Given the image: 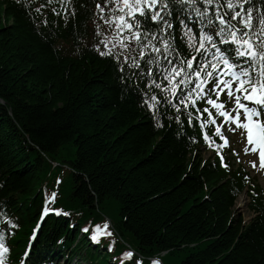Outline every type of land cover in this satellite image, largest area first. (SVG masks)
I'll use <instances>...</instances> for the list:
<instances>
[{"label": "trees", "instance_id": "obj_1", "mask_svg": "<svg viewBox=\"0 0 264 264\" xmlns=\"http://www.w3.org/2000/svg\"><path fill=\"white\" fill-rule=\"evenodd\" d=\"M98 1L71 0L53 16L45 0H0V228L15 232L12 250L56 193L49 207L69 215L44 220L30 264L72 245L87 264H110L79 230L104 218L115 257L131 249L144 264L155 255L164 264H264V202L250 203L249 225L233 217L239 176L221 183L222 171L201 166L187 115L177 123L161 105L154 117L121 79L129 70L98 54Z\"/></svg>", "mask_w": 264, "mask_h": 264}, {"label": "snow or ice", "instance_id": "obj_2", "mask_svg": "<svg viewBox=\"0 0 264 264\" xmlns=\"http://www.w3.org/2000/svg\"><path fill=\"white\" fill-rule=\"evenodd\" d=\"M96 8L99 20L111 29V38L97 24L96 35L104 38L94 45L95 50L102 57H112L121 74L129 70L127 78L122 75L121 79L126 85L129 80L135 83L142 103L154 117L161 105L175 110L177 123L186 114L189 124L193 120L199 122L209 146L215 141L204 131L206 125L215 126L213 136L225 145L228 143L223 135L225 125L232 132L243 129L241 135L246 134L247 144L252 146L245 147V154L258 151L259 167L264 169V8L256 15L254 0H102ZM186 9L194 13L198 30L188 23L191 17L184 15ZM177 28L187 51L177 44ZM222 95L228 99L221 100ZM201 103L205 105L203 108L199 106ZM228 104L233 106L228 108ZM218 117H223L219 124ZM157 126L163 124L158 122ZM250 163L257 167L255 161ZM55 198L56 193H52L49 202ZM50 211L69 215L45 207L41 219ZM3 222L18 227L10 220ZM108 228V222L103 230L97 225L90 240L98 243V234L111 236ZM82 231L89 232V228ZM108 250H112V245ZM8 252L5 234L0 233V264H6ZM28 255L26 251L25 257ZM134 255L132 251L123 253L122 264Z\"/></svg>", "mask_w": 264, "mask_h": 264}, {"label": "rangeland", "instance_id": "obj_3", "mask_svg": "<svg viewBox=\"0 0 264 264\" xmlns=\"http://www.w3.org/2000/svg\"><path fill=\"white\" fill-rule=\"evenodd\" d=\"M204 158H209V155H207V154H204ZM247 158H250V156L249 157H247ZM246 159H243L242 161H244L245 163H246V161H245ZM240 213L246 218V219H248V217H250L251 215L249 214V212L247 211V209L245 208V209H243V210H240ZM61 264V263H60Z\"/></svg>", "mask_w": 264, "mask_h": 264}, {"label": "bare ground", "instance_id": "obj_4", "mask_svg": "<svg viewBox=\"0 0 264 264\" xmlns=\"http://www.w3.org/2000/svg\"><path fill=\"white\" fill-rule=\"evenodd\" d=\"M238 206H239V207H243V206H244V201H243L242 198H240V199L238 200Z\"/></svg>", "mask_w": 264, "mask_h": 264}]
</instances>
